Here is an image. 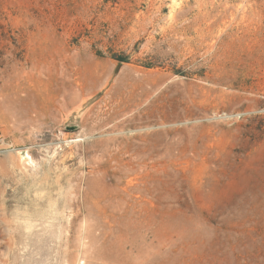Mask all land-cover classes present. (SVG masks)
Here are the masks:
<instances>
[{
	"label": "rangeland",
	"instance_id": "obj_1",
	"mask_svg": "<svg viewBox=\"0 0 264 264\" xmlns=\"http://www.w3.org/2000/svg\"><path fill=\"white\" fill-rule=\"evenodd\" d=\"M0 264H264V0H0Z\"/></svg>",
	"mask_w": 264,
	"mask_h": 264
},
{
	"label": "bare ground",
	"instance_id": "obj_2",
	"mask_svg": "<svg viewBox=\"0 0 264 264\" xmlns=\"http://www.w3.org/2000/svg\"><path fill=\"white\" fill-rule=\"evenodd\" d=\"M94 85L97 84V78L94 79ZM87 90V87L85 85V83L82 81V82H76V83H73L71 85V91H70V94L71 95H77V93H84V91Z\"/></svg>",
	"mask_w": 264,
	"mask_h": 264
}]
</instances>
